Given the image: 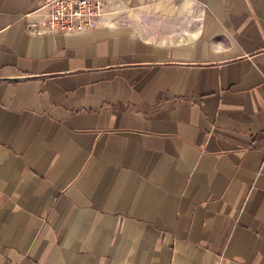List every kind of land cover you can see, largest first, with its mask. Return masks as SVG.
<instances>
[{
	"label": "crops",
	"instance_id": "crops-1",
	"mask_svg": "<svg viewBox=\"0 0 264 264\" xmlns=\"http://www.w3.org/2000/svg\"><path fill=\"white\" fill-rule=\"evenodd\" d=\"M41 3L0 0V264H264V0Z\"/></svg>",
	"mask_w": 264,
	"mask_h": 264
},
{
	"label": "built area",
	"instance_id": "built-area-1",
	"mask_svg": "<svg viewBox=\"0 0 264 264\" xmlns=\"http://www.w3.org/2000/svg\"><path fill=\"white\" fill-rule=\"evenodd\" d=\"M104 4L105 0H42L26 14L27 27L35 33L85 32L96 26Z\"/></svg>",
	"mask_w": 264,
	"mask_h": 264
}]
</instances>
